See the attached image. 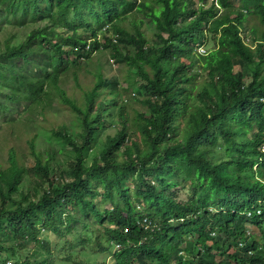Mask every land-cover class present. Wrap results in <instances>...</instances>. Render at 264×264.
Instances as JSON below:
<instances>
[{
    "label": "trees",
    "instance_id": "trees-1",
    "mask_svg": "<svg viewBox=\"0 0 264 264\" xmlns=\"http://www.w3.org/2000/svg\"><path fill=\"white\" fill-rule=\"evenodd\" d=\"M3 129L14 264H264V0H0Z\"/></svg>",
    "mask_w": 264,
    "mask_h": 264
},
{
    "label": "rangeland",
    "instance_id": "rangeland-1",
    "mask_svg": "<svg viewBox=\"0 0 264 264\" xmlns=\"http://www.w3.org/2000/svg\"><path fill=\"white\" fill-rule=\"evenodd\" d=\"M121 27L125 28V24L124 23H121ZM30 28H27V30H29ZM143 31L145 33L150 34L152 31H151V27L149 26V29H146L145 27H143ZM113 45H115L113 43ZM214 47V44L213 43H210V44H207V45H202L200 46L195 52L197 54H205L208 50L212 49ZM99 55H101V58L100 60H102L103 62L106 61L107 59V56H108V53L107 52H103L102 54H96V57H98ZM238 70V68H235L234 71ZM132 85V84H131ZM133 86V85H132ZM131 98H134L133 99H130L128 104L133 108V109H136L138 110L139 112H142L144 111V108L140 106V104H138L136 101H139L140 99L137 97V96H133L132 92L129 94ZM46 111L50 112V117L48 116L47 120H45V123L47 126H52V125H60L61 123H63V125H65L66 127H68V132L69 134H72L74 136H76V132H77V124L74 123L73 121V117L71 116V114L69 113L68 109L65 108V107H60L59 104H58V101H54L52 103V105L46 109ZM36 119H38V116L36 117ZM39 119H41L39 117ZM48 123V124H47ZM43 131V130H42ZM44 132V131H43ZM9 133L8 131H5V129H3L2 131H0V147H3L2 145V142L4 141L5 143H7L8 145H11V144H15V145H18L20 143H22L23 139L24 138V131L23 130H19L17 131L16 133H19V139L17 140L16 138L14 137H10L9 136ZM108 133L109 134H113L114 133V130H111L109 129L108 130ZM6 136V137H4ZM216 159H219V158H216ZM32 181L30 182V188H33L35 187L34 184H31ZM177 191L179 189H176ZM183 192H180L178 195L180 197V199H186L187 198V191L185 189L181 190ZM98 201V199H96V202ZM103 208L105 209H108L110 208V205L109 204H104L103 205ZM239 224V222H237V225ZM51 234H47V233H42V239H47L49 240V236ZM2 238L4 239L5 237L2 236ZM256 241H258V239L256 237H253ZM55 240L57 241V239L55 238ZM15 242H9V241H4L3 244H0V246L4 247V248H9L12 244H14ZM58 243V241H57ZM62 243H58V249H60V245ZM36 250L35 249V246L33 244H30L28 246H24L23 248L21 246H18V248L16 249V255L20 258V261L26 257V256H32L33 255V251ZM50 250L52 251V248H50ZM39 253H41V257H46L47 259H50L51 261V264H62L60 258L62 256V253L60 252H57L55 253L53 256H46V254L41 251V250H38ZM96 251V250H95ZM94 251V252H95ZM87 252H89L87 250ZM0 251V264L2 261H4V264H14L12 260H7L6 256L7 254L6 253H2ZM111 256H112V253L111 251L109 252H106L104 254H95L93 256H88V257H85V261L86 260H89L90 263L92 264H102V263H105V264H113V260L111 259ZM40 257V259H41ZM226 264H231V263H226Z\"/></svg>",
    "mask_w": 264,
    "mask_h": 264
},
{
    "label": "bare ground",
    "instance_id": "bare-ground-1",
    "mask_svg": "<svg viewBox=\"0 0 264 264\" xmlns=\"http://www.w3.org/2000/svg\"><path fill=\"white\" fill-rule=\"evenodd\" d=\"M147 225V224H146Z\"/></svg>",
    "mask_w": 264,
    "mask_h": 264
},
{
    "label": "clouds",
    "instance_id": "clouds-1",
    "mask_svg": "<svg viewBox=\"0 0 264 264\" xmlns=\"http://www.w3.org/2000/svg\"><path fill=\"white\" fill-rule=\"evenodd\" d=\"M250 253V252H249Z\"/></svg>",
    "mask_w": 264,
    "mask_h": 264
}]
</instances>
